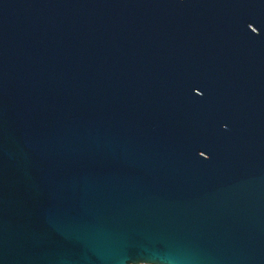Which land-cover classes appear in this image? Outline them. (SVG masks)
I'll list each match as a JSON object with an SVG mask.
<instances>
[{
    "label": "water",
    "instance_id": "95a60500",
    "mask_svg": "<svg viewBox=\"0 0 264 264\" xmlns=\"http://www.w3.org/2000/svg\"><path fill=\"white\" fill-rule=\"evenodd\" d=\"M138 263L264 264V0H0V264Z\"/></svg>",
    "mask_w": 264,
    "mask_h": 264
},
{
    "label": "built area",
    "instance_id": "2783aa9c",
    "mask_svg": "<svg viewBox=\"0 0 264 264\" xmlns=\"http://www.w3.org/2000/svg\"><path fill=\"white\" fill-rule=\"evenodd\" d=\"M138 264H154V263H138Z\"/></svg>",
    "mask_w": 264,
    "mask_h": 264
},
{
    "label": "snow or ice",
    "instance_id": "6c2138e0",
    "mask_svg": "<svg viewBox=\"0 0 264 264\" xmlns=\"http://www.w3.org/2000/svg\"><path fill=\"white\" fill-rule=\"evenodd\" d=\"M250 26V25H249Z\"/></svg>",
    "mask_w": 264,
    "mask_h": 264
}]
</instances>
